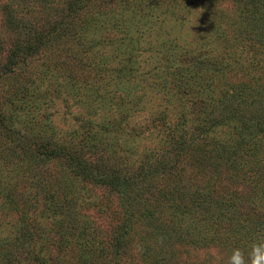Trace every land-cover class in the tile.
Here are the masks:
<instances>
[{
    "label": "trees",
    "instance_id": "trees-1",
    "mask_svg": "<svg viewBox=\"0 0 264 264\" xmlns=\"http://www.w3.org/2000/svg\"><path fill=\"white\" fill-rule=\"evenodd\" d=\"M87 1L89 3L93 1V4L88 5V3H84V0H68L66 8H62L58 19H55L54 28L46 33L45 38L47 41H58L65 35L74 33L73 38L82 42L85 37H82L80 30L86 24L83 32H85V35L90 34V39L94 42H98L95 39L98 36L100 42H105L108 48L111 47L112 43L113 45L117 43L120 50L125 53H132L135 49L133 47L135 45L134 42H143L149 28L153 38H157L158 34H160L159 31L153 33L155 29L153 30L152 23L146 20L137 27V35L129 39L130 36H134L131 35V30L136 31L134 14L132 15L131 12L129 18L125 19V21L119 20L121 19L119 14L125 8H129V5H135V2H133L135 0ZM124 1L128 3L126 7L122 4ZM143 1L149 2L148 0H138L139 9L149 6L141 5ZM224 1L232 2L233 7L236 2L240 4L241 12L239 11L240 8L236 9L235 12L241 18V22H234V27L233 22L230 21L229 23L226 16L232 14V12L223 10V4L226 3ZM257 1L154 0L151 2L150 0L153 5V7H150L156 10H175L174 14L178 19V21L177 19L174 20L175 24H178V22L180 25L191 23L197 18L199 13L204 15L206 20L205 28L198 25L201 22L200 17L198 23L195 24V26H198L196 38L189 39L180 35V33L174 32L172 33L174 37L166 40V52L169 55V61H173L176 57L172 52L176 49L172 38L178 41H190L189 45L191 44L182 49L179 54V63L185 65L188 73L179 72V66L172 67L171 71L166 73V79L167 83L169 80L173 81L172 84L168 83L169 87L166 89L173 94H181V92L192 93L196 96L200 94L203 106L200 105L201 110L196 112V114L191 109H188L187 113L183 114L186 126H181L179 122L172 123L169 131L157 130L156 135L152 137L149 144H134L138 151L132 167L137 165V170L134 171V174H130V176L125 178L122 177V167L115 165L114 162L122 158L123 142L132 141L134 143L136 141L132 134L133 132H130L131 129L138 128L140 132H143V127L138 125L137 120L135 123L133 122L136 116L131 119L123 114H120V116L108 115L122 108L128 111L133 108L135 102L134 98L127 97L128 95L132 96V92L120 91V87L117 86L118 83L115 81L119 77V73L116 72V75H114L115 72L112 71L120 69L121 72H124L122 78L125 79L124 84L127 85L143 80L142 78L138 79L136 67L107 64V71L102 74L103 79L100 81L103 85H92V87H96V91L95 93L93 92L94 95H90L93 98L87 103L89 107L87 115L79 118V124L85 131H73L78 137H70L69 139L58 136L52 131L53 129L46 131L45 127L54 128L52 120L46 115L31 114V116L24 117V111L25 109L27 110V106L31 103L30 100H41L40 96L43 95L53 98V95L56 94L57 86L49 85V88H47L38 83L37 74L29 73H26V75L22 74L25 76L24 81H28L29 84H25L21 80L11 83L9 85L11 90L8 91L7 95L8 101H6V107L4 108L5 111L3 109L0 110V181L4 182L1 176L5 175L6 172L8 174L12 171L16 173L18 178L28 182L30 186L29 192L31 188H34L37 196H42L43 198L41 201L36 197V200L32 198L27 200L24 195L25 192L23 198L28 202L25 204L26 202H22L25 201L23 198L15 196V190L19 189L17 186L16 189L12 188V190L11 187L13 185L6 183L0 185V208L14 210L20 217L19 229L12 232L14 235L13 239L24 243L34 238L37 239L40 234H43V236H40V240L47 241L50 238V234L58 232V226L66 220V218L61 217L60 219L58 217L61 203L54 201L57 197L62 201L60 194L58 192L53 193L54 189L51 191V186L42 182V180L45 181V178H42L43 176L48 177L47 166L50 167V164L55 166L60 163H65V165L70 167V172L75 175L79 174L85 179L84 186L92 183L94 185L105 184L118 187L122 183L126 186H132L127 188L132 189L138 187V185L150 182L161 188L164 194H167V189L170 186L166 185L165 187L161 183H165L169 178L179 174L177 170L178 164H187L188 168L191 167L194 170L193 172L198 180L195 185L179 180V182L183 183L187 196L189 195V198H192L198 192L201 193L202 188L207 186L206 193H202L207 196L196 198L194 203L195 213L202 215L207 212V207L211 208L209 211L212 213L221 215L220 213L224 212L225 208H228L230 204H235L236 200L241 198L237 192H234L233 196H231L229 192L226 193L222 188V179L229 172L230 186L235 184L244 185L245 191L242 195L254 202L248 201L247 206L250 203L251 206L253 204L255 212L251 213V217H246L248 221H241L235 216L236 224H239V226L233 220L225 217L229 221L228 225L230 227L222 229L221 235H217L220 239L217 238L218 242L213 248L220 253L221 262H227L234 248H242L247 251L256 237L264 235V179L261 180L263 170L255 169L259 165L264 169V66L261 65L263 61H261L260 55H255V60L251 59L255 63L252 61L251 63L259 71L254 73L251 65L247 67L248 70H245L243 64L235 56L236 54L232 56L238 46L236 43H246L249 32L258 38V40L255 39V41L257 40L256 44L253 45L256 46L254 53L260 52V49H258L260 47L264 49V4L262 8L258 7L256 9ZM262 1L264 3V0ZM221 2L222 4L220 5ZM252 5L254 9H251L250 14L252 12H261V22L252 20V18L244 19L243 13H245L246 9L249 10ZM209 6L211 7L210 9ZM83 8L88 9L85 12L88 13L87 17L81 14L83 13ZM154 9H151V13ZM145 11L143 9L140 12L146 15L147 12L145 13ZM191 14L195 16V19L186 18ZM214 16L216 18L213 19ZM240 25L242 26L236 29ZM43 30V28H40V31L44 34L45 31ZM161 36L165 41L164 36ZM151 39L148 38L149 45L153 43H151ZM129 44L133 46L128 48ZM151 48L153 50L154 46H151ZM262 54H264V51H262ZM155 68L156 65L148 70L151 75H157L158 71L155 72ZM41 76L42 79L45 78L44 75L41 74ZM31 79L32 83H30ZM106 79H108L107 83L111 79L113 80L114 92L108 93L107 88H105ZM93 83L90 82L88 85ZM30 87H33V92H30ZM23 89L24 93H22ZM158 90L160 91V89ZM33 97L35 99H31ZM95 104L99 105V108H103L101 110L106 116L95 117L91 115L90 112L95 109ZM30 108L33 109V105ZM252 112L253 114L249 115ZM126 120L133 122L134 126L127 125L124 122ZM121 125H126L127 131H121ZM120 140L122 145H119ZM108 143L111 144V149L107 160L103 161V149ZM126 151L128 153L132 152V148L131 150L127 148ZM243 159L246 160L242 161ZM181 160L185 161L182 162ZM42 163H45L43 168ZM38 168L40 169L37 171ZM34 169H36V175H39L38 178L33 177ZM156 169L160 171V175L155 171ZM196 170L199 171L198 174L195 172ZM223 171L225 174L222 173ZM247 171L257 172L254 175L256 179L247 180L245 177ZM183 173L184 178H195L193 173L187 174L185 167ZM45 182L48 181L46 180ZM208 182L210 184L207 185ZM211 194H216V198L210 199L209 196ZM97 203L101 204V201L98 200ZM35 206L38 209L41 207L44 212L47 210L55 211L47 230L39 229V227L33 225V222L31 223L32 210L29 212V209ZM71 207V213L65 211L63 215L68 217V222L73 226L72 220L75 219L76 213L73 212L74 207L72 204ZM4 213L6 212L0 214ZM99 213L102 214L100 211ZM129 216H125L123 223L118 225L117 234L125 229L126 223L131 218ZM221 219L223 220L224 217ZM58 220L62 221L59 222ZM253 220L260 225V229L256 231H260L251 234L250 230L254 228L252 226ZM77 229L83 230V228ZM86 229L87 227H85ZM3 230H5V224L0 219V231ZM114 230H116V227H114ZM243 230L245 235L242 234L244 233L242 232ZM77 237L78 235L74 236V238L71 237L68 240L69 244L65 246L66 249H69L74 244L79 245L76 251L72 252L71 257L65 258L61 262L50 261L49 263H45L48 258L43 257L42 264H111L112 260L109 261V257L112 256L113 252L111 250L112 245L108 241L103 240L102 244L104 246L101 247L98 244L101 242L92 237L90 246L87 248L88 242L81 245L78 243ZM16 250H18L17 247L8 249L3 248L0 244V264L12 262V255ZM48 252L51 254L49 250ZM64 252L66 251L64 250ZM53 255H56V253ZM83 255L88 257V263L86 258H82ZM107 256L109 257L107 258ZM115 257L116 254L114 255ZM115 261L120 264L118 258Z\"/></svg>",
    "mask_w": 264,
    "mask_h": 264
},
{
    "label": "rangeland",
    "instance_id": "rangeland-1",
    "mask_svg": "<svg viewBox=\"0 0 264 264\" xmlns=\"http://www.w3.org/2000/svg\"><path fill=\"white\" fill-rule=\"evenodd\" d=\"M67 1L0 0V110L3 109L5 111L4 108L6 107V101H8L7 95L8 91L11 90V87H9L11 83L21 80L25 84H29L28 81H24L25 76L22 74H37L38 83L47 88H49V85H54L53 87L57 86L56 94L53 95V98L43 95L40 96L41 100H30L31 103L27 106V110L25 109L24 111V117L31 116V114L46 115L52 120L54 125V128L45 127L46 131L53 129L52 131L55 134L64 139H69L70 137L76 138L78 136L73 131H85L79 124V118L87 115L89 108L87 103L93 98L90 95H94L93 92L95 93L96 91V87H92V85H103L100 81L103 79L102 74H105L107 71V64L136 67L138 79L142 78L143 80L134 82L133 84H124L125 79L122 78L124 72H121L120 69L112 71L115 72L114 75H116V72L119 73L117 80L115 78L114 80L118 83L117 86L120 87V91L132 92V96L128 95L127 97L134 98L135 102L133 108L128 111L122 108L108 114L109 116H120V114H123L131 119L136 116L133 122L135 123L137 120L138 125L143 127V132H140L138 128L131 129L130 132H133L132 134L136 138V141L134 143L132 141L123 142L122 158L114 162L115 165L122 167V177H128L137 170V165L132 167V163L137 157L136 152L138 151L134 144H149L152 137L156 135L157 130L169 131L172 123L179 122L181 126H186L183 114L187 113L188 109H191L196 114V112L201 110L200 105L203 106L200 94L197 96L192 93L182 92L181 94H173L166 89L169 87L168 83L172 84L173 81L169 80L167 83L166 79V73H169L172 67L179 66V72L188 73L185 65L179 63V54L190 42L178 41L172 38L176 48L172 52L176 57L173 61H169V55L166 52V40L174 37L172 35L174 32L180 33V35L189 39L196 38L198 26H195V24L198 23L200 17L201 22L198 25L205 28V17L199 13L195 19V16L191 14L186 18H194L193 22L184 25H180L179 22L175 24L174 20L177 19L174 14L175 10H156L152 8L153 5L150 3V0H148L149 2H141V5L149 6L139 9V2L135 0L133 1L135 5H129V8H125L119 14L121 17L120 21H125V19L129 18L131 12L132 15L134 14L136 31L131 30V35L134 36H130L129 39L135 37L138 31L137 27L148 20L149 23H152L153 30L155 29L153 33L159 31L164 36L165 41L160 34H158L157 38H153L152 32H150L151 29L149 28L143 42H134L132 40L135 45L129 44L128 48L133 46L135 47L134 51L132 53H125L119 49L117 43L114 45L112 43L111 47L108 48L105 42H100L98 36L95 37L98 42L91 40V35H85V32H83L86 24L80 30L82 37H85L82 42L73 38L74 33H69L65 37L58 39V41H47L45 38L46 33L54 28L55 19H58L62 8H66ZM153 1L151 0V2ZM90 2L84 0V3L92 5L93 1ZM224 2L226 3L223 4V10L232 12V14L226 16L229 23L230 21L233 22L234 27V22H241V18L235 12L236 9L240 8V4L236 2L233 7L232 2ZM256 3V9L258 7L262 8L264 4L262 0H258ZM122 4L126 7L128 3L124 1ZM143 9L146 10V15L140 12ZM151 9H154L152 13ZM251 9H254L253 5L243 13L244 19L252 18V20L261 22L262 13L252 12L250 14ZM87 10V8H83V13L81 14L87 17L88 13H85ZM239 11L241 12V8ZM241 26H237L236 29ZM40 28L44 29V34L40 31ZM247 35L248 40L246 43H236L238 46L235 48V53H232V56L236 54L235 56L243 64L245 70H248L247 67L251 65L253 72L256 73L259 69L253 67L251 61L254 63L255 61L251 59L255 60L254 56L260 55L261 61H263L261 65L264 66V54H262L264 49L258 48L260 52L255 54L254 49L256 46L253 45L256 44L258 38L253 36L251 32ZM148 38H152V45L148 44ZM255 39L257 40L255 41ZM151 46H154L153 50H151ZM198 52L200 53V51ZM154 65H156L155 72L158 71L157 75H151L148 71ZM41 74L44 75V79H42ZM156 76L158 77L156 78ZM107 80L105 88H107L108 93L114 92L115 86L113 80H110L112 81L111 84H109L110 81L107 83ZM90 82L94 83L88 85ZM30 83H32V79ZM79 86L81 88L78 89ZM6 88L8 89L4 91ZM30 92H33V87H30ZM22 93H24V89ZM31 99H35V97ZM32 105L33 109L30 108ZM101 109L103 108H99V105L95 104V109H92L90 113L95 117L106 116ZM252 114L253 112L249 115ZM141 119L143 120L141 121ZM124 122L127 125L134 126L133 122L127 120ZM120 130L127 131L126 125H121ZM120 143H122L121 140L119 141V145H122ZM130 146L132 152L128 153L126 149L131 150ZM110 149V143L105 145L103 149V161L107 160ZM245 160L243 159L242 161ZM44 166L45 163H42V168ZM184 167L187 174H194V170L191 167L188 168L187 164H178L177 170L179 174L169 178L165 183H161L165 187L166 185L170 186L167 189V194H164L161 188L156 187L153 183L152 185L150 182L138 185V187L132 189H127L132 186H126L122 183L118 187L105 184L94 185L92 183L84 186V181L86 180L79 174L75 175L70 172V167L65 165V163L55 166L50 164V167L47 166L46 168L48 177H42L48 182L44 180L42 182L48 183L51 186V191L54 189L55 192L53 191V193L58 192L60 194L62 201L58 197L54 201L61 203L59 212H62H58V217L60 219L61 217L66 218V220L58 226V232L50 234V238L47 241L40 240V236H43V234H38L39 237L37 239L34 238L20 243L13 239L14 235L12 234L13 231L20 227L19 215L14 210L0 208V213H7L0 214V219L5 224V230L0 231V239L5 240H1L0 244L3 248H18L12 255V262L7 264H42L43 257L48 258L45 260V263H49L50 261L61 262L63 259L71 257L72 252L78 248L79 245L76 244L72 245L69 249L67 248L68 251L65 248L69 244L68 240L77 235L79 244L84 245L88 242L87 248L90 246L92 237L101 242L98 243L101 247L104 246L102 244L103 240L108 241L112 245L111 250L113 252L111 257L107 256V258L109 257V261L112 260L111 264H118L115 261L116 258L119 259L120 264H227V262H221L220 253L217 249L213 248L218 242L217 238L220 239L217 235H221L222 229L230 227L228 225L229 221L225 217L233 220L235 224V216L241 221H248L246 217H251V213L255 212L253 204L251 206V203L254 202L243 197L242 194L245 191L243 184L230 186L229 172L225 174L223 171L222 173L225 174L222 179L223 190L226 193L229 192L231 196H233L234 192H237L241 198H238L235 204H230L228 208H225L224 212L220 213L221 215L219 213H212L209 211L211 210L209 207H207L205 215L195 213L194 203L196 198L207 196L202 194L206 193L207 186L202 188L201 193L198 192L192 198H189V195L187 196L184 190L183 183L179 182V180L192 185H195L198 180L195 174V178H184ZM255 169L263 170L261 180L264 179L263 167L259 165ZM155 171L160 175L159 170L156 169ZM195 172L198 174L199 171L196 170ZM255 174L257 172L247 171L245 177L251 181L256 179L254 178ZM1 177H3L2 181L4 182L0 181V185L6 183L13 185L11 189H16V186L19 188L15 190V196L23 198V194L26 192L24 195L27 200L31 198L36 200L37 198L41 201L43 199L42 196H37L34 188H31L29 192L30 186L28 182L22 178H18L16 173L11 171L7 174L6 172ZM33 177H39V175H36V169L33 170ZM208 184L210 183L208 182ZM209 198L213 200L216 198V194H211ZM26 199L22 201L26 202L25 204L28 203ZM98 200L101 201V204L97 203ZM248 201L251 202L249 206H247ZM70 203L74 207L73 212L76 213L75 219L72 220L73 226L68 222V217L63 215L65 211L71 213L72 207ZM98 205L99 207H97ZM39 206L41 205L39 204ZM31 210V223L33 222V225L39 227V229L47 230L55 211L47 210L44 212L41 210V207L38 209L36 206L30 208L29 212ZM127 215H130V220L126 223L125 229L117 234L118 225L123 223V219ZM222 217H224L223 220L221 219ZM236 225L239 226V224ZM252 226L254 228L250 230L251 234L260 231H256L260 229V225L256 221L253 220ZM85 227H87L86 230ZM114 227H116V230H114ZM77 228H83V230ZM79 232L81 233L79 234ZM242 234L245 235V232ZM55 253L56 255H53ZM115 254L116 257L114 258ZM82 258H86V262L88 263L89 259L87 256L83 255Z\"/></svg>",
    "mask_w": 264,
    "mask_h": 264
},
{
    "label": "clouds",
    "instance_id": "clouds-1",
    "mask_svg": "<svg viewBox=\"0 0 264 264\" xmlns=\"http://www.w3.org/2000/svg\"><path fill=\"white\" fill-rule=\"evenodd\" d=\"M227 264H264V235L256 237L247 251L234 248Z\"/></svg>",
    "mask_w": 264,
    "mask_h": 264
}]
</instances>
